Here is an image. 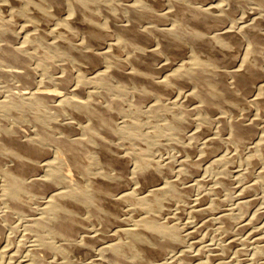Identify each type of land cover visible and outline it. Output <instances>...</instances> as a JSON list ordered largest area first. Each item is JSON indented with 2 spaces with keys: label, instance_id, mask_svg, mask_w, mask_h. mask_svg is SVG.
Returning <instances> with one entry per match:
<instances>
[{
  "label": "bare ground",
  "instance_id": "1",
  "mask_svg": "<svg viewBox=\"0 0 264 264\" xmlns=\"http://www.w3.org/2000/svg\"><path fill=\"white\" fill-rule=\"evenodd\" d=\"M15 1L17 0H12L11 3ZM60 1H62L61 3L64 5L62 7L66 8L67 15H64L62 18L59 17V20L57 19L50 33L56 32V29L60 25H65L67 30L77 31L78 33L81 32V28L73 24L74 21L71 17L76 15L75 19H77L83 15V12L80 11L84 6H88L93 14L101 17L100 23L103 28H109L112 31L111 33H113L114 39L108 43L105 49H100V54L104 56L103 60L106 66L100 72L97 71L98 74L92 75L93 79L91 80H97L108 74L113 80H108V82L99 80L96 82L95 89L86 92L83 85L90 78L86 76L83 71H79V64L82 58L80 56L76 59L72 57V60L70 59L68 63L74 66L76 71H78L76 74V86H74L77 87V89L67 93L63 86L59 87L50 84V82L54 81V77L51 75L53 71L50 74L48 73L50 70H43L45 66H43V63L40 61L41 57L37 65L40 66L45 74L43 78L40 77L42 78L40 79L41 81L38 80L40 84H33V81H35V74L22 72L21 70L23 69L21 68L24 67V65L22 64L23 66L19 68V66L14 63H29L28 59L35 55L34 50L38 51L37 49L40 48V44H42L41 46L43 47H47L46 50L49 48L52 51L58 52L59 43H55L58 39L56 38L55 41L50 42L36 38L37 34H35V32L37 33V29V31H24L25 37L23 38V43L36 44L33 51L30 50L24 55L17 54L14 49L15 45L12 44L9 38L6 39V37L5 41H2L3 44H0V63H4L2 64L4 67L0 65V83H5L4 86H6L8 90H11L10 86L14 85V83L18 84L17 87L19 88V90L14 93L9 91L10 96L18 99H31L36 102L40 108H50L60 115L68 114L71 119L65 121V119H67L66 117L62 122H59L47 117L43 120L40 119V116L35 114L30 107L25 112L6 109V113L13 115L19 119V121H26L28 125L30 124V126L33 127L32 129L34 131L30 135L27 134L25 132L27 130L22 129L21 126L9 125L5 120L8 116L5 115L6 117H4L0 110V205L3 206H1L2 210L0 211V241L4 232H6V228L17 226V224H13L12 221H14L15 216L20 215L23 218L20 226L22 225L27 229L29 234L35 237L34 246L27 252L21 264H87L89 258L96 259L93 264H100L98 261L107 262L108 264H172V261H168L166 256L170 252L174 253L177 249H181V252L179 254L177 253L178 256L182 258L180 264H238L237 260L233 257L230 258L227 257V255L225 256L229 249H233L230 246L235 243V240L231 238L229 241L223 242L224 244L221 247H219L220 245H215V248H220V255H222L220 257L218 256L219 259L216 263L210 261V256L206 255L208 258L206 257L207 259H204V253L202 256L203 259L197 256L198 253L194 258L191 257V254L189 255L186 252L187 249L185 251L182 249L187 242V240H184V237L191 233L194 234V230H192L194 226L190 227V229L192 228L191 231L188 230L189 232L184 234L180 227L181 224L177 225L179 222H173L176 218L175 216H173L175 218L171 217L170 219L167 216H161V212L163 211L162 209L169 208L171 203L175 201L179 202L177 208L179 209V213L185 210L186 203L191 199L193 188L201 183V179L198 178L199 181L196 182V177L200 174L199 171L203 161L200 158L194 159L189 155L182 156L180 170L174 176H169L171 173H174L172 172V167L175 165L171 162H158L160 158H158L159 160L157 159V162H154L155 160L153 161L150 157L136 153L135 151L121 152V147L118 148V142H116L115 136L119 131L121 132V130H124V119L123 121L121 120V122L120 120L118 121V116L124 106V101L115 98L114 95L120 92L122 88H126L127 85H132V87L136 88L142 81L149 84L152 88L156 85L160 87V83L163 84L165 82L169 84L171 88L172 86H176L180 89L186 88L187 91L185 90L182 96L189 101L197 100L196 102L198 104L196 105L194 103L196 106L194 104L192 105H194L195 110H201L203 113L200 115V121L203 120L206 115H211L215 111L224 110L227 107V104H225L222 99L212 97L210 89L222 90L231 98L236 95L234 94L236 90H245L244 93H246V95L249 94L250 91H253V103L256 105L262 102L264 103V82H260L259 85L255 86L251 81H247L242 75L237 74L239 70L249 68L247 60L252 54L257 53L261 59L262 57L264 59V53L254 45L252 36L249 34V30L251 29L256 30L257 33H264V28L260 27V23L264 21V5L262 6L252 0H210V3H199L196 0H164L167 8L157 11L152 7L151 0ZM22 2L24 3L22 7H14L16 8L14 9L10 6L11 4L8 0H0V7L1 5H8L7 10H9L10 15H13L12 12L15 10L25 14L28 9H26V7H29V5H26V0ZM185 7L194 8L197 11L201 10L213 13L226 21L225 27L212 31H204V29H202L203 25L183 23L180 17L175 18L173 15L178 12L180 8ZM148 9L151 10L152 13L158 12L159 15L168 21V24L158 25L153 22L154 20L150 21L149 19L146 21L145 18L142 19V13L144 14ZM76 10L80 11L77 12ZM51 14L52 12L50 15ZM146 15L147 14H145V16ZM117 19H120L121 23H118ZM29 23L30 21L28 20V24ZM61 28L63 29V26ZM204 28H206V26ZM171 35L178 37L181 42L187 43L189 51H187L186 54H184L185 52L183 53L177 50L171 40H166V43L163 42L165 38H170ZM59 42H61V40ZM87 42L89 43L90 41ZM139 42L144 43V45L146 44L147 47H144L145 49L140 47L138 44ZM81 44H83V40L80 42V45ZM218 45L221 48H236V50H239L240 56L231 66L226 67L225 65L228 63L225 62L223 73H218L217 75L216 72L218 68L216 64L201 59L200 50H202V48L216 47ZM116 46L121 48L120 50H122L121 52L124 54L123 57L112 53V50L116 49ZM160 54H165V57L160 59ZM175 55L178 56L179 61L173 68L170 66L171 69H169L168 72H165L167 70L163 69L165 64L169 65L168 60L171 61L172 56ZM39 56L40 55H38V57ZM148 58L152 60L146 61ZM37 59L38 58H36V60ZM111 59H115L119 65H113ZM176 61L177 60H175V62ZM28 63L26 66H28ZM68 63L64 65L65 67L62 69L65 79H68L70 77L69 74H71L69 73L70 71L68 72L66 69V67L69 66ZM30 64L29 67L32 66H30ZM81 65L84 66L83 63ZM124 65H126L127 68L123 69ZM141 66L144 68H141ZM162 69L164 71L160 73ZM260 69L262 70V68ZM36 72H40V70H36ZM153 72H159L161 76H156L155 78L151 76L147 77L146 73L149 74ZM13 88L14 87H12V89ZM138 88L140 89V87ZM160 92L162 91L160 90ZM99 96L103 98V101L99 100ZM158 98L156 97V99L152 101V104L148 106L153 116H159L166 107ZM248 98L246 100H250L251 97ZM138 103H136V105ZM149 110L147 112H149ZM177 110L179 109L177 108ZM187 110H182L184 115H188L189 110ZM228 110L223 114H227ZM259 113L251 119H249L250 116L246 115L248 116L246 119L245 116L241 114L229 120L226 119L227 116H223L221 122L228 125L227 127L230 129L231 139L234 142L240 140H246L247 142L255 133L261 132L258 138L254 135V138H257L253 141L255 146L253 149H255V151L252 155L249 153L250 156L248 161L251 160L253 163L257 162L258 164L261 162L258 175H260L261 181H264V124H260V120L263 119H260L261 115ZM122 116L125 118L124 114L121 115V117ZM140 120H142L141 117ZM157 120L158 119H156V121ZM148 123L150 124V122ZM159 130L161 131L162 129ZM139 133L141 134V132ZM147 133L145 132L144 134V138L146 139L150 136L149 134L147 136ZM252 140L253 138L250 141ZM250 143L252 142L248 144ZM50 144L57 146L62 150V155L65 154V156H62L61 153L48 156L47 145ZM165 146L164 142L163 147ZM239 155H241V153ZM64 159L67 165L66 168H63ZM219 161L220 159L218 162ZM213 163L211 162L210 164ZM95 164H97L98 167L92 169L91 167ZM252 169L253 168H251V170ZM214 170L217 171L218 168ZM251 170L248 169L246 173H244L245 171L243 173L249 176L252 174ZM182 172L189 174V176L192 177V181L188 182L185 180L186 176L185 178L182 177ZM163 175L164 177L166 176L167 179L160 182L161 176L163 177ZM227 177L228 176H220L217 180V185H215L212 190L221 193V188L223 189V187L228 185ZM74 178H76V180H74ZM203 181L206 180L203 179ZM258 185L261 186V184H258L255 180L253 184L245 187L243 186V190L247 192L245 195L247 196L248 192L250 193L251 189ZM229 187L231 186L229 185ZM195 189H198V187ZM245 192L242 193L244 194ZM208 195H210V193H208ZM205 196L196 197L194 198L195 201L191 200L195 202L192 208V214L194 217H197V219L206 216L207 213L220 210L221 205L224 204V201L222 202L221 199L217 198H213L211 204H207ZM250 204L246 199L238 203L237 207L243 217L246 216ZM191 205L192 204H190V206ZM229 210L222 209L220 213L216 214L218 223L221 225L220 230L224 233V237L234 232L232 223L235 217L234 211ZM182 215L184 216V214ZM258 217L257 215L256 218ZM216 218L214 217V219ZM244 218L248 219L247 216ZM252 218H255V213ZM172 219L174 220L172 221ZM253 219L246 220V224H249ZM206 220L208 221V219ZM198 221L201 222V218ZM207 221H205L204 224L209 222ZM24 232L26 233V231ZM18 233H20V231ZM12 235L13 234L9 236ZM8 244H10V242ZM23 244L25 243L23 242ZM27 245L26 243L25 246ZM10 247L12 246L10 245ZM201 249H199V252ZM7 250H10V248H6L4 251L8 252ZM240 250L242 251V249ZM18 251L22 252L20 249ZM202 252L203 249L201 253ZM41 253L43 254L41 255ZM1 254L3 255L4 253L1 251ZM5 254L7 255V253ZM213 254H211V257ZM259 255L258 259L260 257ZM254 258L257 259V257H253L252 259ZM258 259L257 261H253L257 262L256 264H264V259L259 261ZM16 261H18V259ZM19 262H21V260H19ZM249 262L250 261H248V263Z\"/></svg>",
  "mask_w": 264,
  "mask_h": 264
},
{
  "label": "rangeland",
  "instance_id": "2",
  "mask_svg": "<svg viewBox=\"0 0 264 264\" xmlns=\"http://www.w3.org/2000/svg\"><path fill=\"white\" fill-rule=\"evenodd\" d=\"M11 1L8 0V2H10V4H11L10 6L12 8H14V7L19 8V7H22V5L24 4L22 2L23 0H19V2L17 0V1L12 2V3H11ZM27 1H29V0H26V5H29V7L28 6L26 7V9L28 8L27 9L28 13L26 11L25 14L21 11L15 10L12 12L13 15H10L9 10H7L8 5H1V7H0V12H1L0 13V44H3L2 41H5V38L7 37L6 39L9 38L12 41V44L15 45L14 49L17 52V54L18 55H24L27 52H29L30 50L33 51L34 46L36 45L35 43H33V44L32 43H29V44L23 43L24 42L23 38L25 37L24 31H28V30L37 31L38 30L37 33L35 32V34L38 35V36L36 35V38H40V39L50 41V42L55 41L56 38L58 39V41L57 40L55 41V43H57V44L59 43L58 44V50H59L58 52L52 51L49 48H48V50H46L47 47H43V46H41L42 44H40L41 49L38 48L37 49L38 51L34 50L35 55L31 56L28 59L29 60V63L27 62L28 66H26L27 63L26 64L19 63V62L14 63V64L18 65L19 68H21L23 65H24V67H26V68L22 67L21 69H23V70L20 69L22 72L32 73L33 75L35 74L34 75L35 81H33V84H36V85L40 84L39 81H41L40 79H42L43 75L45 74V72L41 70L40 66L37 65V63L41 61L43 63V66H45L43 70H45V69H47L46 71L50 70V71H48V73H50V74L53 71L52 73L54 75L53 74H51V75L54 77V81L50 82L51 85L53 84V85H56L59 87L63 86L67 93H69L71 91L73 92L74 90L77 89V87H74V86H76V82H77L76 81V78H77L76 74L78 71H76V68L74 66H72L70 63H68V61H70V59L72 60V57L76 59L79 56L82 58V61L79 64V66L81 68V69L79 68V71H83V73H85L86 76H88L90 78L83 85L86 92L95 89V85L97 84L96 82L99 80L102 82H108V80H113L109 74L104 75L103 77L98 78L97 80H93V81L91 80V79H93L92 75L94 76V75L98 74V72H100L106 66V64L104 63V60H103L104 56L102 54H100V49H105L107 47L108 43L114 39L113 38L114 35H113V33H111L112 31L109 28H107V29L103 28V26L101 25V23H100L101 17H98L95 14H93V12L91 11V9L88 8V6H86V7L84 6L81 8V11L76 10L77 12L78 11L83 12V15H81L77 19H75L76 15L74 17H71V19H73V21H74L73 24H75L76 26H79V28H81L82 33L79 32L80 33L79 34L77 31L74 32V31H70L69 29L67 30L65 25H60L56 29V32L50 33V30L54 26L57 19L59 20L60 18L64 17V15L65 16L67 15L66 8L62 7V6H64L63 3H61L62 1H60V0H49V1H47V0H30L29 1L30 3ZM125 1H133V0H125ZM196 1H198L199 3L200 2L201 3H210V0H196ZM252 1L257 2L258 4H260L262 6L264 5V0H252ZM31 2H32V4H31ZM151 4H152V7H154L155 10H157V11L164 10L165 8H167L164 0H153V1L151 0ZM16 8H14V9H16ZM7 12H8V14H7ZM51 12H52V14L50 15ZM61 12H63V13H61ZM154 13H156V14H154ZM30 14H31V16H30ZM145 14H147V15L145 16ZM173 16L175 18L180 17V19H181V21H183V23L186 22V23H195L197 25H203L202 29H204V31L205 30L212 31V30L224 28L225 22H226V21H224V19H221L220 17H218L217 15H215L213 13L201 11V10L197 11L194 8H187V7L180 8L178 10V12L174 13ZM11 17H12V19H11ZM141 17H142V19L145 18L146 21L149 19H150V21L154 20L153 22H155L158 25L168 24V21L164 17L159 15L158 12L152 13V11L149 9L146 10L144 12V14L142 13ZM93 19H95V20H93ZM28 20L30 21L29 24H28ZM117 21H118V23H121L120 19H117ZM24 26L25 27L28 26V27L25 28ZM62 26H63V29L61 28ZM205 26L207 29L204 28ZM23 27H24V29H23ZM260 27L264 28V21H262L260 23ZM55 34H56V36H55ZM81 34L83 37L81 36ZM249 34H251L250 36H252V40H253L254 45L256 47H258L259 49H261L262 52L264 53V39H263L264 33H257L256 30L251 29V30H249ZM63 37H64V39H63ZM60 40H61V42H59ZM62 40H65V41H62ZM82 40H83V44H81L82 45L81 46L80 42ZM166 40L167 41L171 40V42H173L174 47L177 50H180V52L181 51L183 53L185 52L184 54H186V52L189 51V46L187 45V43L181 42L178 37L171 35L170 38H165V40H163V42L166 43L167 42ZM260 40H262V41H260ZM13 41H16V42H13ZM87 41H90V42L88 43ZM138 44L142 48L147 47L146 44L144 45V43H142V42H139ZM87 47H88V49H87ZM120 49L121 48L119 46H116V49H113L112 53L115 55H118L120 57H123L124 54H123V52H121L122 50H120ZM49 50H51V51H49ZM200 51H201L200 52L201 59H203L209 63L216 64V67L219 70V71L217 70V72H216L217 75H218V73L219 74L223 73L222 71H223V67H224L225 62L228 63L225 65L226 67L231 66L233 63H235L239 59V56H240V52H239V50H236V48H233V49L221 48L219 45L216 47L213 46V47L205 48V49L202 48V50H200ZM38 55H40V56L38 57ZM160 56H161L160 57V59H161V58L165 57V54H160ZM36 58H38V59L36 60ZM40 58H41V60L39 61ZM56 58H57V60H56ZM62 58H63V60H62ZM53 59L55 62L53 61ZM151 60H152L151 58H148L146 61H151ZM175 60H177V61L175 62ZM168 61H169L168 62L169 65L165 64V67L163 68L165 70L167 69L165 72H168L169 69H171V67L173 68L176 65V63L179 61V59H178V56L175 55V56H172L171 61L170 60H168ZM111 62L115 66L119 65V63L115 59H111ZM30 63H32V64H30ZM67 63L69 66L66 67V69L68 72L70 71L69 73H71V74H69L71 77V78L69 77L70 79L69 78L65 79V76H63L64 71L62 69L65 67L64 65H66ZM82 63L84 64V66L81 65ZM247 63H248L249 68L239 70L237 74L242 75L247 81H251L255 86L259 85L260 82L263 83L264 82V75H262V74H264V72H263L264 71V69H263L264 68L263 57L261 59L257 53H254L251 56H249ZM2 64H4V63H0L1 67H4V65H2ZM29 64H30V66L32 65L33 67L35 65V67L34 68L32 66L29 67ZM256 64H258V65H256ZM124 66H123V69L127 68L126 65H124ZM36 67H38V68H36ZM47 67L50 69H48ZM142 67L143 66H141V68ZM260 68H262L263 71ZM35 69L37 71L40 70V72H36ZM163 69L161 70L160 73H162V71H164ZM158 73L153 72V73H149V74L146 73V74H147V77L151 76V77L155 78L156 76L157 77L161 76V74L159 73L160 74L159 75ZM40 77H42V78H40ZM34 82H36V83H34ZM4 84L5 83H0V110H1V114H3L4 117H6L5 115L8 116L5 118V120L7 121V123H9V125L11 124L13 126H15V125L21 126V128L24 130H27L25 132L27 134H30V135L34 131L32 129L33 127L30 126V124L28 125V123H26V121L24 122L21 119H20L21 121H19V119H17L13 115L6 113V111H5L6 109L25 112L30 107V108H32L33 112L35 114H38L40 116V119H43V120H45L47 117L51 118L52 120H57L59 122H62V120H64V118H66V117H67V119H65V121L71 119L70 116L66 113H64L66 115L62 114L63 115L62 116L50 108L49 109L48 108L42 109L39 107V105L36 102H34L31 99L30 100L29 99H18L16 97L14 98V97L10 96L9 91L14 93V92L19 90V88L17 87L18 84L14 83V85H11L10 86L11 90H8V88L6 86H4ZM159 86L160 87H158L156 85L155 87L152 88L149 84L142 81L138 85V87H140V89L138 87L134 88V87H132V85H127L126 88H122L120 90V92H117L114 95L115 98H118V99H121L124 101V106L119 113L118 121L120 120V122H121V120L123 121V119H124V121L126 122V123L123 122V124H124L123 129L124 130H121V132L119 131V133L115 136L116 137L115 140H116V142H118V148L121 147L120 148L121 152L122 151H126V152L135 151L136 153L143 154L147 157H150V159H152L153 161L155 160L154 162H157L158 158H160V160L158 159L159 160L158 162H161V163L171 162L175 166L172 167L173 168L172 172H174V173H171L169 176H174L175 174L178 173V171L181 168V164H180L181 162L180 161L184 156L189 155L194 159H199V158L202 159L203 163L201 164V168L199 171L200 174H199V176L196 177V179L197 178L201 179V183H199L200 185L198 184L196 187L193 188V190L191 192L193 196L191 195V199L186 203L187 205L185 204L186 205L184 208L185 210L183 212H180L181 213L180 214L179 209H177L179 202L175 201V202L171 203L169 208L162 209L163 211L161 212V216H167L170 219H171V217L172 218L176 217L175 220L172 219V221L174 220L173 221L174 223L179 222L177 225L181 224L180 227H181L182 231L184 232V234L191 231L192 228L190 229V227L194 226L192 229V230H194L193 231L194 234L191 233L190 235H186L184 237V240L185 241L187 240V242L185 243L187 245L184 244L185 247L182 248L184 251L187 249L186 252L189 255L191 254V257L195 258L197 253H198L197 256L201 257L202 259H203V257H204V259H207L208 258L207 256H210L209 257L210 261H212L213 263H216L218 261L219 257L222 256V255H220L221 250L219 247H221L224 244L223 242L229 241V239L231 238V239L235 240V243L233 244L235 247L233 245H231L230 247L233 249H229V251L225 254V256L227 255V257H230V258L233 257L234 259L237 260L238 264H245V263L251 264L252 262H253L252 264H256L257 262H255V261H257L259 254H260L259 255L260 257H259L258 261L264 259V254H263L264 253V185H263L264 181H261L260 175H258L259 174L258 172L260 171V168H261V162H259V164H258L257 162L253 163L251 160L250 161H248V160H249V156H250L249 153L252 155V153L255 151V149H253L255 147L253 144V141L258 138V136L261 134V132L255 133L254 135H256L257 138H254L255 136L253 135L252 141H250L252 139L251 138L247 142H246V140H240V141L234 142L231 139L230 129H229V127H227L228 125L224 124V122H221V118L223 116L224 117L227 116L226 119L229 120L232 117H238L241 114V115H244L246 119L248 116H250L249 119H251L252 117H255L260 112L259 113L261 115L260 119H263V120H260V124H264V103L262 102V103H259L257 105L253 103V101H252V98H253L252 96L254 94L253 91H250V93L246 95V93H244L245 90H236L234 92V94H236V95H234L236 98L234 96H232V98H231V97L227 96V94L222 90L210 89V94L212 95V97L222 99L225 102V104H227V107L224 110L215 111L211 115H206L207 118L205 117L203 120L200 121V119H199L200 115L203 113L201 112V110H195L194 105L198 104L196 102L197 100L195 99L193 101H191V100L189 101L188 99L187 100L184 99L182 96L183 95L182 93L185 92L186 88L180 89L176 86L175 87L172 86V88H171L169 86V84H167L166 82L163 84L160 83ZM12 87H14V88L12 89ZM160 90L163 93L160 92ZM159 94H161V95H159ZM156 97L157 98L159 97L158 99L161 100L166 105L165 109L162 110V112L159 114V116H153V113L148 109V106L150 104H152V101H154V99H156ZM248 97H251L250 100H246ZM98 98L100 101H103L102 97L99 96ZM137 101L139 103H141L142 105L139 104ZM189 102H190V104H189ZM136 103H138V104L136 105ZM192 104H194V105H192ZM177 108L179 110H177ZM185 109L186 110L188 109L190 111L189 112L187 110L188 111V115L186 114L187 116L184 115V113L182 111ZM148 110L150 113L147 112ZM226 110H228L227 114L229 116L227 114H225V115L223 114V113H226L225 112ZM231 110H232V112H231ZM151 113H152V115H151ZM195 113H197V114H195ZM120 114L121 115L124 114L125 118H123V116L121 117ZM128 114H129V116H128ZM246 115H248V116H246ZM188 116H191L194 118H191ZM56 117H57V119H56ZM140 117L142 118L143 122H142V120H140ZM59 118H61V119H59ZM156 119H158L159 121L158 120L156 121ZM148 122H150V124ZM156 122H157V124H156ZM28 126H30L31 128ZM145 126H146V128H145ZM159 129H162L161 130L162 132ZM133 130H134V132H133ZM139 132H141V134ZM145 132L146 133L149 132L146 134L147 136H148V134L150 135V136H148V139L144 138ZM56 133H57V131H56ZM142 133H143V135H142ZM117 140H119V141H117ZM126 142H127V144H126ZM162 142H163V144L165 142L166 148L163 147ZM249 142H252V143L248 144ZM122 145H124V146H122ZM160 146H162V147H160ZM47 150H48V156H51V154L53 156V155H56L58 153H61V155H62V153H63L62 150H60L57 146H55L53 144L47 145ZM126 152H123V153H126ZM239 152L241 153V155H239L240 154ZM62 156H65V154H63ZM243 156H245V157H243ZM221 157H223V158H221ZM243 158H244V160H243ZM246 158H247V160H246ZM219 159H220V161L218 162ZM214 160L217 161L218 163L215 162ZM176 161H178V162H176ZM211 162L212 163L214 162V163L210 164ZM63 165H64L63 168L67 167L65 159L63 161ZM96 167H98L97 164L93 165L91 168L95 169ZM249 167L253 168L252 169L253 171ZM216 168H218L217 171L214 170ZM131 169H132V166H131ZM248 169L251 170V173H252V174H250L251 176L244 174V173H246V171ZM181 174H182V177H184V178L186 176L185 180H187L188 182L192 181L191 180L192 177L189 176V174H187L186 172H182ZM240 174L241 175L243 174V175L241 176ZM220 176H228L227 177L228 185L225 186L226 188L225 187H223V189L221 188V191H220L221 193H217V192H214L212 189L215 185H217V180ZM166 179H167V177L166 176L164 177V175H163V177L161 176L160 182L163 180L165 181ZM198 179L196 180V182L199 181ZM203 179L206 181H203ZM74 180H76V178H74ZM253 180L254 181L256 180L258 182V184L259 183L261 184V186L258 185L256 187H253V189H251V191L248 190V191H250V193L248 192L249 196L248 195L246 196L245 194H247V192H245L243 190V188L245 186H249V185L253 184V182H254ZM229 183H231V184H229ZM229 185L231 187H229ZM197 187H198V189H195ZM227 188H229L230 190ZM241 190H242V192H245V193L243 194L241 192ZM197 193H198V195H197ZM208 193H210V195H208ZM205 194H206V196H205ZM200 196L206 197L205 201H207V204H211L213 198L221 199L222 202L224 201V204L221 205L220 210L213 211L211 213H207L206 216H202V217H199L197 219V217H194L192 214V210H193L192 208H193L194 203H195L194 198L200 197ZM192 197H193V199H192ZM245 199L249 201V204H250V200H251V204L248 206L249 210L246 214L247 218L252 220L253 219L252 217H254V213H255V218H254L255 220L253 219V221H250L251 224L250 223L246 224V222H247L246 220H248V219L244 218L246 216L243 217V215H241L240 210L237 207L238 203L241 201H244ZM191 200H194V201H191ZM205 201H204V203H205ZM190 204H192V205L190 206ZM1 206L2 205H0V211L2 210V207H3V206L2 207ZM229 208L231 211L232 210L234 211L235 217L232 220L234 232H232L233 234L231 233V235L229 234L228 235L229 237L226 235L224 237V233H222L220 230L221 225H220V223H218V220L216 218V214L220 213L222 211V209L229 210ZM189 211L192 215L189 213ZM182 214H184V216L185 215L186 216L184 217ZM257 215L259 216L258 218H256ZM173 216H175V217H173ZM182 216H183V218H182ZM203 217H204V220H203ZM214 217L216 219H214ZM14 218L15 219H14V221H12V223L17 224V226L13 227L15 230L11 227L6 228L5 229L6 232H4L3 237L1 238V241H0V242H2V240H3V242L0 243V247L2 246L0 248V264H2V263L3 264H8V263L9 264H12V263L13 264H19V263L21 264L22 259L27 255V252L35 244V237L32 234H29L27 229H25L22 225L20 226V223L22 222L23 218L20 215L15 216ZM200 218L202 220L201 222L198 221V220H200ZM211 218H213V219H211ZM206 219H208L209 222ZM244 219H246V220H244ZM205 221H207L208 223L204 224ZM181 222L183 223V225ZM190 222H191V224H190ZM202 222H203V225H202ZM197 227L198 228L200 227L201 230H200V228L198 229ZM9 229H13V230H9ZM195 230H197V231H195ZM199 230H200V232H199ZM19 231H20V233H18ZM24 231H26V233ZM11 234H13V235L9 236ZM186 237H188V238H186ZM245 237H246V239H245ZM15 238H17V239H15ZM20 238H22V239H20ZM12 240H14V241H12ZM9 242H10V244H8ZM23 242L25 244H23ZM26 243L28 244L27 246H25ZM236 243H238V244H236ZM1 244H3V245H1ZM10 245L12 247H10ZM208 245L211 247H209ZM215 245H217V246L220 245V246L215 248L216 247ZM207 246H208V249L210 248L209 250H212V251H209L207 249ZM5 247L7 249L10 248V250H7L8 252L4 251L6 249ZM12 248H14V249H12ZM198 248L199 249L202 248L203 252L201 253L202 249L199 252ZM19 249L22 250V252L18 251ZM204 249L207 251V253ZM213 249H214V251H213ZM218 249H219V251H218ZM240 249H242V251ZM177 250L174 253L173 252L168 253L166 256L168 258L167 259L168 261H170V260L172 261V264H174V263L180 264L182 262V258H180V256H178V254L181 252L180 251L181 249H177ZM1 251H2V253H4L3 254L4 256L1 254ZM190 251H192V252H190ZM256 251H257V254H256ZM261 251H262V254H261ZM241 252H244L245 254L241 253ZM5 253H7V255ZM192 253H193V255H192ZM42 254L43 253H41V255ZM211 254H213V256L214 255L215 256L214 257L212 256L213 257L212 258ZM14 256H16V257H14ZM253 257H257V259L256 258L252 259ZM16 258L18 259V261H16L17 260ZM19 260H21V262H19ZM95 260H96L95 258H89L87 260L88 262L87 261L86 262H87V264L88 263L93 264V262H95ZM253 260H255V261H253ZM248 261H250V262L248 263ZM14 262H16V263H14ZM98 262L100 264H108L107 262H101V261H98Z\"/></svg>",
  "mask_w": 264,
  "mask_h": 264
}]
</instances>
